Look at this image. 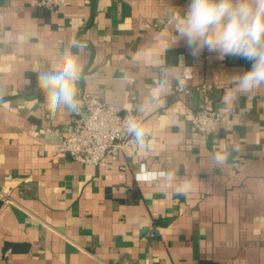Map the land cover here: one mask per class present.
<instances>
[{
  "label": "crops",
  "instance_id": "crops-1",
  "mask_svg": "<svg viewBox=\"0 0 264 264\" xmlns=\"http://www.w3.org/2000/svg\"><path fill=\"white\" fill-rule=\"evenodd\" d=\"M37 1L0 0V264H264V88L225 102L251 63L174 42L170 16L189 0ZM67 49L83 65L79 105L139 115L144 147L97 165L56 151L50 129L64 134L73 112L49 107L39 75ZM160 83V106L140 112ZM201 84L230 111L210 135L189 122Z\"/></svg>",
  "mask_w": 264,
  "mask_h": 264
},
{
  "label": "clouds",
  "instance_id": "clouds-1",
  "mask_svg": "<svg viewBox=\"0 0 264 264\" xmlns=\"http://www.w3.org/2000/svg\"><path fill=\"white\" fill-rule=\"evenodd\" d=\"M169 24L176 33L174 42L183 41L194 57L207 50L215 53L219 60L232 56L251 63L249 70L232 77L233 88L225 96L226 103L235 99L237 94L264 88V0H189L185 10L170 16ZM77 46L87 47L86 44ZM82 73L79 57L67 49L50 70L39 75V87L45 93L50 108L63 107L70 112L79 110L77 85ZM165 91L166 83L152 88L139 111L159 107ZM123 128L137 146L144 147L150 129L140 119L129 116ZM214 159L217 164H223L227 157L217 152ZM149 175L153 179L157 175L172 179L171 173ZM178 191H191V182L185 181Z\"/></svg>",
  "mask_w": 264,
  "mask_h": 264
},
{
  "label": "built area",
  "instance_id": "built-area-1",
  "mask_svg": "<svg viewBox=\"0 0 264 264\" xmlns=\"http://www.w3.org/2000/svg\"><path fill=\"white\" fill-rule=\"evenodd\" d=\"M67 1L38 0L37 3L50 11L58 12ZM182 77L188 80L191 74L184 72ZM208 89L209 86L206 84L198 86L204 105L189 117L191 126L204 135H210L219 129L223 117L230 112L227 107L216 109L209 106ZM189 91V88H184V92ZM129 116L140 119L139 115L131 111L122 110L120 107L86 95L79 110L72 113L64 134L58 129H50L59 137L56 151L67 154L73 161L89 165H97L107 157L114 158L120 151L136 146L133 138L123 128L124 121Z\"/></svg>",
  "mask_w": 264,
  "mask_h": 264
}]
</instances>
